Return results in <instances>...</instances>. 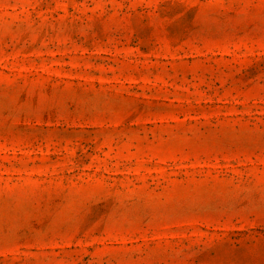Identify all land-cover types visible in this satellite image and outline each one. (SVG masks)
I'll list each match as a JSON object with an SVG mask.
<instances>
[{
  "label": "rangeland",
  "instance_id": "obj_1",
  "mask_svg": "<svg viewBox=\"0 0 264 264\" xmlns=\"http://www.w3.org/2000/svg\"><path fill=\"white\" fill-rule=\"evenodd\" d=\"M0 264H264V0H0Z\"/></svg>",
  "mask_w": 264,
  "mask_h": 264
}]
</instances>
